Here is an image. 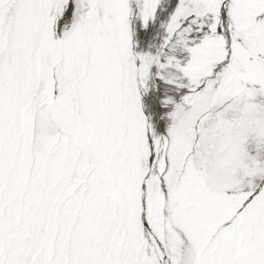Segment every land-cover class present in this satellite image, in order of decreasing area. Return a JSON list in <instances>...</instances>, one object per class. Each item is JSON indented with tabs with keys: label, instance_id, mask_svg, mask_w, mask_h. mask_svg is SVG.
<instances>
[{
	"label": "snow or ice",
	"instance_id": "obj_1",
	"mask_svg": "<svg viewBox=\"0 0 264 264\" xmlns=\"http://www.w3.org/2000/svg\"><path fill=\"white\" fill-rule=\"evenodd\" d=\"M0 264H264V0H0Z\"/></svg>",
	"mask_w": 264,
	"mask_h": 264
}]
</instances>
